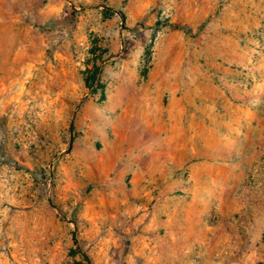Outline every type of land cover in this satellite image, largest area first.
Masks as SVG:
<instances>
[{
	"label": "rangeland",
	"instance_id": "obj_1",
	"mask_svg": "<svg viewBox=\"0 0 264 264\" xmlns=\"http://www.w3.org/2000/svg\"><path fill=\"white\" fill-rule=\"evenodd\" d=\"M262 95L264 0H0V264L198 262L160 237L237 231L220 133ZM220 167L226 204L195 205Z\"/></svg>",
	"mask_w": 264,
	"mask_h": 264
},
{
	"label": "crops",
	"instance_id": "obj_2",
	"mask_svg": "<svg viewBox=\"0 0 264 264\" xmlns=\"http://www.w3.org/2000/svg\"><path fill=\"white\" fill-rule=\"evenodd\" d=\"M236 110L234 131L222 130L220 138L234 140L238 147L236 151L240 152V166L234 169V182L240 191L234 201L238 212L234 222L237 231L228 233L226 227H221L222 216L219 214L217 220L216 217L208 220L201 213L176 214L172 217L171 229L160 237L164 252L193 255L199 259L191 264H199V261L202 264H228L233 261V256L228 259L224 255H234L237 260V256L243 254L256 256V261L251 258L253 264H264V102L247 105L245 109L238 104ZM218 170L222 178L208 177L205 183L218 191V197L196 199L195 205L226 204L221 193L227 188V169L220 167ZM189 259L186 257L185 260Z\"/></svg>",
	"mask_w": 264,
	"mask_h": 264
},
{
	"label": "trees",
	"instance_id": "obj_3",
	"mask_svg": "<svg viewBox=\"0 0 264 264\" xmlns=\"http://www.w3.org/2000/svg\"><path fill=\"white\" fill-rule=\"evenodd\" d=\"M96 77V76H95ZM95 79V78H94ZM73 235H74V244L76 245V246H78V242H77V240L75 239V234L73 233ZM78 250H79V248H77ZM80 252V251H79ZM82 256H83V258L89 263V264H92L91 263V261H90V258H89V256L86 254V252H82Z\"/></svg>",
	"mask_w": 264,
	"mask_h": 264
},
{
	"label": "water",
	"instance_id": "obj_4",
	"mask_svg": "<svg viewBox=\"0 0 264 264\" xmlns=\"http://www.w3.org/2000/svg\"><path fill=\"white\" fill-rule=\"evenodd\" d=\"M72 126H73V122H72ZM73 142H74V135H73V133H71V146H70L69 150L67 151V153H69L71 151Z\"/></svg>",
	"mask_w": 264,
	"mask_h": 264
}]
</instances>
